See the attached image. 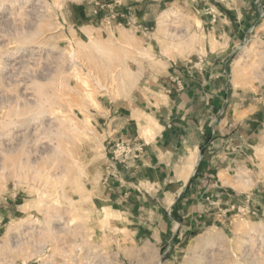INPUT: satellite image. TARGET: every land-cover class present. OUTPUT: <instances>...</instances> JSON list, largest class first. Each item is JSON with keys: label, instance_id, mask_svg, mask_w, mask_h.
I'll list each match as a JSON object with an SVG mask.
<instances>
[{"label": "rangeland", "instance_id": "374dc122", "mask_svg": "<svg viewBox=\"0 0 264 264\" xmlns=\"http://www.w3.org/2000/svg\"><path fill=\"white\" fill-rule=\"evenodd\" d=\"M253 1L0 0V264H39L36 255L58 264H264V137L244 147L221 218L165 253L128 242L97 198L117 165L144 152L130 130L104 138L111 109L154 111L168 62L215 65L209 49L222 44L228 94L256 108L250 117L264 133V0ZM239 14L242 37L230 32ZM120 143L132 147L126 156Z\"/></svg>", "mask_w": 264, "mask_h": 264}, {"label": "crops", "instance_id": "0c3cea01", "mask_svg": "<svg viewBox=\"0 0 264 264\" xmlns=\"http://www.w3.org/2000/svg\"><path fill=\"white\" fill-rule=\"evenodd\" d=\"M241 16L235 17L232 35L243 36ZM224 50L220 43L209 49L215 65L202 57L191 66L168 62L162 73L166 94L154 99V111L135 109L128 115L119 106L111 109L104 138L115 140L130 130L144 149L130 167L117 165L113 183L97 195L130 243L165 253L213 225L226 211L222 206L230 196L229 182L245 162L244 147L264 137L250 117L256 108L243 104L236 92L228 94L222 72L230 54ZM144 128L151 131L148 137Z\"/></svg>", "mask_w": 264, "mask_h": 264}, {"label": "bare ground", "instance_id": "6f19581e", "mask_svg": "<svg viewBox=\"0 0 264 264\" xmlns=\"http://www.w3.org/2000/svg\"><path fill=\"white\" fill-rule=\"evenodd\" d=\"M191 165V164H190ZM189 165V166H190ZM189 166L187 167V168H189ZM190 167H192V165L190 166ZM189 170V169H188ZM186 171V170H185ZM191 171V170H190ZM179 172H181V171H179ZM183 172V171H182ZM188 173H189V171H188ZM187 173V174H188ZM190 174V173H189ZM188 174V175H189ZM184 175H186L185 174V172H184ZM43 228V227H42ZM53 231L55 232L56 231V229H54V230H51L50 232H52L53 233ZM26 233V232H25ZM17 241V240H16ZM24 241V240H23ZM25 242V241H24ZM43 247V246H42ZM41 248V247H40ZM43 249V248H42ZM43 251V250H42ZM42 251H41V253H42ZM40 252V251H39ZM46 252V251H45ZM53 252V251H52ZM51 252V253H52ZM39 254V253H38ZM47 254V253H46ZM49 254H50V252H49ZM71 254V253H70ZM62 255V254H61ZM53 256V255H52ZM52 256H47V255H45V256H41V255H36L35 257L37 258V259H39V264H52V262H53V264H58L56 261H55V258H53ZM63 256H65L64 254H63ZM68 256H69V254H68ZM236 261V260H235ZM51 262V263H50ZM258 264V263H257Z\"/></svg>", "mask_w": 264, "mask_h": 264}, {"label": "built area", "instance_id": "2783aa9c", "mask_svg": "<svg viewBox=\"0 0 264 264\" xmlns=\"http://www.w3.org/2000/svg\"><path fill=\"white\" fill-rule=\"evenodd\" d=\"M118 146L120 147V149H123V153H124V150H126L125 152L126 154H124L125 156L130 153L131 148H132L130 143H120V145ZM134 148H138V147H134ZM139 149L141 148L139 147Z\"/></svg>", "mask_w": 264, "mask_h": 264}]
</instances>
